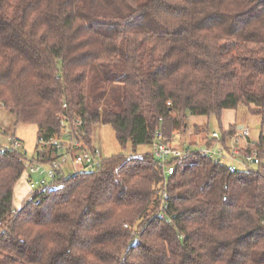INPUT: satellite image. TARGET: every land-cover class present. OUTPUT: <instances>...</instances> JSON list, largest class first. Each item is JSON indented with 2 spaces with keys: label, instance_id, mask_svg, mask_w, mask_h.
I'll list each match as a JSON object with an SVG mask.
<instances>
[{
  "label": "trees",
  "instance_id": "1",
  "mask_svg": "<svg viewBox=\"0 0 264 264\" xmlns=\"http://www.w3.org/2000/svg\"><path fill=\"white\" fill-rule=\"evenodd\" d=\"M239 105L264 131V0H0V106L16 126L48 141L66 121L91 152L109 125L122 151L41 193L21 154L0 153V264H264V135L257 170L236 174L189 154L165 183L136 152L188 115L230 138L222 114Z\"/></svg>",
  "mask_w": 264,
  "mask_h": 264
},
{
  "label": "built area",
  "instance_id": "2",
  "mask_svg": "<svg viewBox=\"0 0 264 264\" xmlns=\"http://www.w3.org/2000/svg\"><path fill=\"white\" fill-rule=\"evenodd\" d=\"M65 108V105L63 106ZM67 120L66 117H63ZM78 125H81L79 122ZM62 137L51 140H37L34 154L28 157L22 151V144L19 140L6 134V144L0 143V153L11 150L21 154L24 171L26 173V182L30 190L43 192L46 190H55L59 181L68 178L77 173H89L100 167L104 158L100 156L96 148L91 151L79 150L80 144L73 136L72 130L66 121L62 122ZM174 138V136H173ZM166 141L159 132H157L150 145V154L158 162L162 175L165 179L174 172L172 161L179 160L189 154H200L212 160L214 164L225 166L231 174L250 172V165L255 164L257 150L255 143L250 139V131L244 126L236 128L233 136L223 139L222 135L215 132L208 134L198 148L191 151L193 145L173 146L172 141ZM132 146L130 142L127 147ZM51 149H55L58 157L55 161L51 160ZM132 155L131 152L127 154ZM64 165H69L72 173L64 175L61 171ZM166 194H163V199ZM33 200L32 196L27 198V202ZM166 205L163 203L160 208V217L164 216Z\"/></svg>",
  "mask_w": 264,
  "mask_h": 264
},
{
  "label": "rangeland",
  "instance_id": "3",
  "mask_svg": "<svg viewBox=\"0 0 264 264\" xmlns=\"http://www.w3.org/2000/svg\"><path fill=\"white\" fill-rule=\"evenodd\" d=\"M236 122L249 129L250 139L255 144L259 141L260 136L264 135V131H262L260 127V118L258 116L250 115L247 108L243 105H239L236 110ZM197 128L203 130V134H206V132L207 134H211L213 132L220 134L221 129L214 116L206 117L188 115L186 127L184 129L175 130L174 132V138L172 141L173 146L181 147L182 145H193L195 147L191 148V151L193 152L196 150L198 148L197 146L201 145L200 143L202 138L201 133H194V130ZM6 134H10L21 142L23 146L22 151L25 152L28 157L33 156L37 143V128L31 124H20L16 126L14 115L0 106V143L6 144V137H2ZM78 144H80L79 141ZM92 144L97 150H99L100 156L104 159L122 152L115 139L114 131L109 125L96 124L93 127ZM132 149V146L126 147L124 154L128 157L129 155L127 154H129V152L132 153ZM150 149V145H143L139 146L136 152L138 155H143L148 153ZM250 169L252 171L257 170V165H250ZM61 171L64 175L72 173V169L69 165H64ZM21 187H24L23 184ZM21 193L22 189L16 190L15 205L16 200L19 199Z\"/></svg>",
  "mask_w": 264,
  "mask_h": 264
},
{
  "label": "crops",
  "instance_id": "4",
  "mask_svg": "<svg viewBox=\"0 0 264 264\" xmlns=\"http://www.w3.org/2000/svg\"><path fill=\"white\" fill-rule=\"evenodd\" d=\"M233 125H236V128L237 129H240L241 127H243V126L239 125L236 122V111H233V110L224 111L223 114H222V126H223V128L224 129H227L230 126H233ZM22 184H23L24 187H21ZM18 189H22V193L21 194H23L24 191H25L24 189H26V182L21 183L19 185V188ZM19 200H20V198H19Z\"/></svg>",
  "mask_w": 264,
  "mask_h": 264
},
{
  "label": "water",
  "instance_id": "5",
  "mask_svg": "<svg viewBox=\"0 0 264 264\" xmlns=\"http://www.w3.org/2000/svg\"><path fill=\"white\" fill-rule=\"evenodd\" d=\"M254 163H256V161H254Z\"/></svg>",
  "mask_w": 264,
  "mask_h": 264
}]
</instances>
